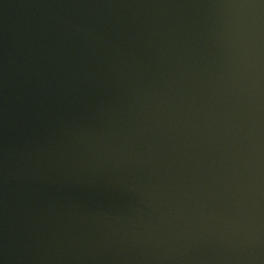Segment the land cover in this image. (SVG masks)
<instances>
[{"label": "water", "instance_id": "1", "mask_svg": "<svg viewBox=\"0 0 264 264\" xmlns=\"http://www.w3.org/2000/svg\"><path fill=\"white\" fill-rule=\"evenodd\" d=\"M0 264H264V0H0Z\"/></svg>", "mask_w": 264, "mask_h": 264}]
</instances>
